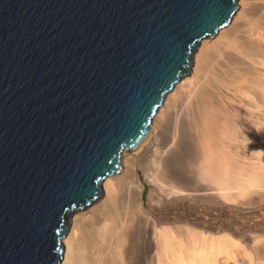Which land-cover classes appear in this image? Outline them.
I'll use <instances>...</instances> for the list:
<instances>
[{
  "label": "water",
  "instance_id": "obj_1",
  "mask_svg": "<svg viewBox=\"0 0 264 264\" xmlns=\"http://www.w3.org/2000/svg\"><path fill=\"white\" fill-rule=\"evenodd\" d=\"M236 0H0V264H59L66 217L148 132Z\"/></svg>",
  "mask_w": 264,
  "mask_h": 264
},
{
  "label": "bare ground",
  "instance_id": "obj_2",
  "mask_svg": "<svg viewBox=\"0 0 264 264\" xmlns=\"http://www.w3.org/2000/svg\"><path fill=\"white\" fill-rule=\"evenodd\" d=\"M236 5L99 196L66 217L59 264H264V239L207 224L264 182V0Z\"/></svg>",
  "mask_w": 264,
  "mask_h": 264
},
{
  "label": "rangeland",
  "instance_id": "obj_3",
  "mask_svg": "<svg viewBox=\"0 0 264 264\" xmlns=\"http://www.w3.org/2000/svg\"><path fill=\"white\" fill-rule=\"evenodd\" d=\"M197 48L192 54H195ZM141 179L144 181L142 175ZM258 184L255 182L252 188L239 193L236 200L218 205L214 210L215 217H207V224L213 225L219 236L243 234L248 237V240H251L253 236H257L256 241L264 239V182L261 185ZM145 185L146 188L149 187L148 184L145 183ZM203 207L205 210H210L206 202H203Z\"/></svg>",
  "mask_w": 264,
  "mask_h": 264
}]
</instances>
